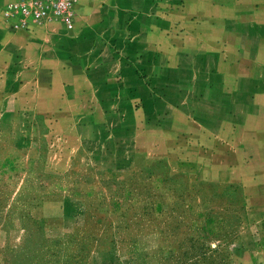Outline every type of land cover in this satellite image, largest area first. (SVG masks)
<instances>
[{
  "label": "rangeland",
  "instance_id": "rangeland-1",
  "mask_svg": "<svg viewBox=\"0 0 264 264\" xmlns=\"http://www.w3.org/2000/svg\"><path fill=\"white\" fill-rule=\"evenodd\" d=\"M156 1L151 16L168 18L160 28L181 20V34L193 30L182 21L181 0H148ZM130 3L110 5L107 19L131 15ZM81 21L76 10L75 27L66 31ZM147 23L107 28L136 32L137 47L120 45L103 57L117 75L96 73L112 86L105 94L102 86V102L89 104L84 117L37 116L16 126L21 142L0 145V264H264V167L252 122L244 153L221 147L203 128L218 127L210 111L227 94L214 71L218 59L186 55L179 62L164 49L148 58L147 70L141 32L158 30ZM235 78L230 69V82ZM187 83L197 118L163 117ZM197 119L203 127L181 135L156 130ZM236 166L235 180H220Z\"/></svg>",
  "mask_w": 264,
  "mask_h": 264
},
{
  "label": "crops",
  "instance_id": "crops-1",
  "mask_svg": "<svg viewBox=\"0 0 264 264\" xmlns=\"http://www.w3.org/2000/svg\"><path fill=\"white\" fill-rule=\"evenodd\" d=\"M11 1L0 0V145L15 139L21 142L16 126H27L29 122L26 125L25 120L37 116L84 117L89 104L102 102V86L104 94L112 86L111 79L99 80L96 73L109 71L112 79L117 75V68L101 63L103 57L114 56L115 51L121 49L120 45L130 49L137 47L132 44L136 32L118 33L107 28L127 22L124 29H128L139 21L147 24L154 21L158 30L147 29L140 36L145 44L140 51L146 54L147 60L164 49L179 62L186 55L215 56L218 64L214 71L221 74L220 88H226L227 93L216 105L218 109L224 106L225 110L210 111L212 117L221 120L216 129L203 127L204 123L197 119L199 124L175 122L173 126H157L158 133L176 130L181 135L188 132L191 125H200L221 147H234L244 153L249 143L245 134L251 120L253 149L258 150L257 160L264 167V0H181L182 21L193 26L187 34L178 30L181 20H172L169 29L160 28L159 24L168 18L165 15L153 18L149 7L157 6V1L152 4L148 0H78L76 10L82 21L73 33L57 23L30 32H13L2 17ZM122 3H130L131 15L107 19L108 7ZM178 34L184 36V41ZM146 63L149 70V60ZM178 65L172 68L175 70ZM230 69H236V78L231 82ZM146 81L153 84L150 74ZM188 86L192 85L178 86L175 100L166 104L163 117L170 114L179 120L197 118L191 108L193 99L187 94ZM205 86L214 90L211 84ZM152 91V96L156 97L158 92ZM227 170L230 172L229 168ZM238 171L236 166L233 173L220 180H235L233 177ZM258 180L264 183V171Z\"/></svg>",
  "mask_w": 264,
  "mask_h": 264
},
{
  "label": "built area",
  "instance_id": "built-area-1",
  "mask_svg": "<svg viewBox=\"0 0 264 264\" xmlns=\"http://www.w3.org/2000/svg\"><path fill=\"white\" fill-rule=\"evenodd\" d=\"M78 0H13L2 13L13 32H30L49 24H60L72 31Z\"/></svg>",
  "mask_w": 264,
  "mask_h": 264
}]
</instances>
